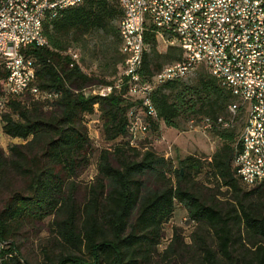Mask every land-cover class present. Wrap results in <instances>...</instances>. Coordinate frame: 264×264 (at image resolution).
<instances>
[{
    "label": "trees",
    "instance_id": "trees-1",
    "mask_svg": "<svg viewBox=\"0 0 264 264\" xmlns=\"http://www.w3.org/2000/svg\"><path fill=\"white\" fill-rule=\"evenodd\" d=\"M120 16L116 0H81L44 22L45 46L21 48L22 55L24 51L34 60L36 86L55 95L37 98L25 91L9 97L1 114V133L22 142L11 143L6 154L0 149V190L19 182L9 188L0 205V244L23 226L50 216L46 226L53 237L41 247V264H146L177 200L191 219L212 230L222 255L217 257L216 249L194 232L191 244L198 242L202 250L198 264H264V180L245 188L236 173L235 123L211 129L221 142L207 166L233 200L223 208L192 176L202 165L200 158L187 155L173 168L164 156L151 149L141 151L139 143L129 142V99L114 91L84 93L83 89L109 80L70 64L66 48L95 30L113 35L118 43ZM145 41L149 49L143 54L141 74L153 81L165 63L181 58V50L170 45L159 51L151 30H146ZM118 61L124 62L123 55H118ZM4 74L0 66V93ZM153 84L150 98L158 115L150 119L154 129L159 119L177 127L180 119L226 116L234 99L208 71L198 72L191 81L176 78ZM95 112L110 145L98 150L93 182L78 199L75 178L88 163L91 150L83 119ZM170 171L173 180L167 175ZM180 239L174 231L168 250ZM237 239L255 247V260L245 252L234 253ZM0 257V264H31L21 258L16 246H0Z\"/></svg>",
    "mask_w": 264,
    "mask_h": 264
},
{
    "label": "built area",
    "instance_id": "built-area-1",
    "mask_svg": "<svg viewBox=\"0 0 264 264\" xmlns=\"http://www.w3.org/2000/svg\"><path fill=\"white\" fill-rule=\"evenodd\" d=\"M81 0H0V51L4 70L0 93L1 114L11 96L25 91L37 98L55 94L35 84V63L31 55H16L13 49L14 27L23 29V49L43 44L35 34L39 12L46 17L61 7ZM121 16L116 21L119 54H129L118 73L107 83L94 84L84 93L107 95L119 92L131 101L127 110L126 130L129 142L149 131L150 119L158 118L150 91L154 82L185 78L198 66L208 72L231 93L227 115L191 118L190 125L206 131L214 126L228 128L239 121L233 164L236 173L252 179V186L264 180V0H116ZM146 30L154 32L157 48L173 45L181 58L165 63L154 80L141 74L143 54L149 49ZM161 48V50L159 49ZM70 64L76 62L68 53ZM239 60V67H230ZM80 67V66H79ZM81 68V67H80ZM83 71V69L81 68ZM248 128L262 132V142L248 144ZM1 133V130H0Z\"/></svg>",
    "mask_w": 264,
    "mask_h": 264
},
{
    "label": "rangeland",
    "instance_id": "rangeland-1",
    "mask_svg": "<svg viewBox=\"0 0 264 264\" xmlns=\"http://www.w3.org/2000/svg\"><path fill=\"white\" fill-rule=\"evenodd\" d=\"M113 23L115 24V21ZM117 46V40L113 35L106 34L101 30H95L85 34L77 41L70 42L65 52L76 53L79 66L87 74L110 81L116 76L120 67ZM159 49L161 50V48ZM200 71L208 70L204 65H200L183 79L191 81ZM117 93L129 99L127 95L123 94L122 90ZM96 113L86 115L83 119L87 134L91 140V150L88 153V163L75 178V195L78 199L86 195L88 187L93 182L96 173L95 161L98 150L110 145V141H106L102 134L100 120L97 118ZM235 125L238 131L240 122H235ZM13 142H22V140L16 137L10 138L0 133V149L4 154L7 153V147ZM220 142V138L211 130L203 131L197 128L195 124L191 126L190 119H180L177 127L166 125L162 119H159L156 129L151 127L148 132L137 139L141 151L145 149L155 151L157 154L169 159L173 168L177 167L178 161L187 155L200 158L202 165L199 169L193 170V178L205 185V191L213 197L217 204L227 208L233 202L230 191L212 175L207 166L210 154ZM167 175L172 180L174 179L173 172L170 171ZM18 184L19 182L16 181L7 189L3 188L0 190V205L4 197H6L9 188L18 186ZM243 186L248 188L245 185ZM49 219L50 216H47L42 222L23 226L12 237L2 241L0 246H16L21 258H25L31 264H41V247L53 237L46 226ZM174 231L179 233L181 239L180 242H175L168 250V244L172 240ZM161 232L160 241L146 264H198V260L202 258V250H200L198 242L191 244L194 232L201 234L206 239L207 244L216 249L217 257H222L219 249H217V241L212 230L206 225L199 224L191 219L187 214L186 208L177 200L174 201L173 212L162 223ZM240 236H243L241 229ZM188 244H191V246H187ZM233 250L235 254L245 252L246 257L248 256L250 260H255V247H252L244 239H237L233 245ZM241 262L245 264V262Z\"/></svg>",
    "mask_w": 264,
    "mask_h": 264
},
{
    "label": "bare ground",
    "instance_id": "bare-ground-1",
    "mask_svg": "<svg viewBox=\"0 0 264 264\" xmlns=\"http://www.w3.org/2000/svg\"><path fill=\"white\" fill-rule=\"evenodd\" d=\"M64 7H61L63 9ZM60 10V9H59ZM57 12L53 13L50 17H46V12H39V19H43V21L36 22L35 24V34L40 39L43 44H47V40L43 35V24L49 18L54 17ZM23 29L22 27H14L13 31V49L16 50V55L21 54V48L23 47ZM45 46V45H44ZM73 53V52H70ZM76 59L78 60V56L76 53H73ZM124 57V62H129V54H121ZM0 61H1V51H0ZM230 67H239V60H230ZM1 127V120H0ZM1 130V128H0ZM256 142H262V132H256L255 128H248V144L256 145ZM241 181L246 186H252V179H250L247 175H239Z\"/></svg>",
    "mask_w": 264,
    "mask_h": 264
}]
</instances>
